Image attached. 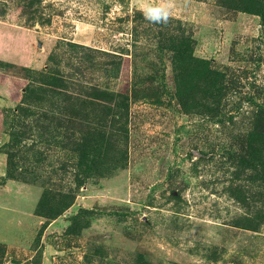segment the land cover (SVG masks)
<instances>
[{"label": "rangeland", "instance_id": "rangeland-1", "mask_svg": "<svg viewBox=\"0 0 264 264\" xmlns=\"http://www.w3.org/2000/svg\"><path fill=\"white\" fill-rule=\"evenodd\" d=\"M147 5L167 22L147 20ZM173 40L217 88L188 97ZM69 42L128 63L118 78L106 66L75 76L129 103L124 158L90 169L67 125L20 112L29 77L58 67L51 54L68 72L78 61ZM0 60L13 64H0V264H264V220L246 227L264 218V171L247 147L264 123V0H0ZM49 193L73 197L54 218L39 211Z\"/></svg>", "mask_w": 264, "mask_h": 264}, {"label": "trees", "instance_id": "trees-1", "mask_svg": "<svg viewBox=\"0 0 264 264\" xmlns=\"http://www.w3.org/2000/svg\"><path fill=\"white\" fill-rule=\"evenodd\" d=\"M242 1L245 0H239V2ZM262 9L263 4H260L258 11L263 13ZM173 41L175 44L169 49L173 52L175 67L183 72L181 79L184 81H181V86L185 93L187 91L188 97L196 95L197 92L202 93L211 88H217L218 81L211 75L206 77L204 70H201V61L193 57L191 47ZM68 45L71 51L81 52L77 62L69 63L71 71L62 69V66L58 64L57 54H51L49 59L57 63L55 65L58 67L47 70L45 73L40 72L41 76L29 77L31 81L21 98L20 112L25 117H34L38 127L45 125L47 129H61L67 125V138L73 140L71 149L77 151L82 166L90 169L94 165H102L106 160L116 158L118 161L121 155L123 158L124 156L117 148L116 137L119 133L122 134L128 130L129 103L126 95L121 91H111L99 84H87L80 82V79L76 81L75 76L83 75L86 69L106 66L103 68L105 75L118 78L128 63L113 53L73 42H69ZM104 56H110L112 59L101 65V59ZM0 64L13 65L2 60ZM23 69L31 73L29 67ZM186 73L188 76L185 81ZM201 82H205L206 87L203 90H200ZM262 120V116L257 118L256 125L249 131L247 147L249 151L253 150L255 160L260 163V168L264 171V123ZM77 132L78 136H76ZM122 136L125 137L124 134ZM72 200L71 195H65L64 200L53 201L50 194L41 200L40 214L54 218L60 215L72 203ZM263 220L264 218L259 216L254 224H246V227L256 230Z\"/></svg>", "mask_w": 264, "mask_h": 264}, {"label": "clouds", "instance_id": "clouds-1", "mask_svg": "<svg viewBox=\"0 0 264 264\" xmlns=\"http://www.w3.org/2000/svg\"><path fill=\"white\" fill-rule=\"evenodd\" d=\"M145 18L153 23H166L169 10L159 5H147L143 9Z\"/></svg>", "mask_w": 264, "mask_h": 264}]
</instances>
